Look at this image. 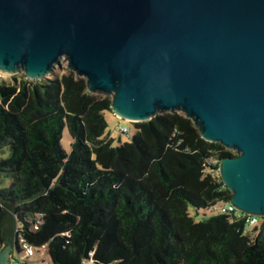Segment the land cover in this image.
<instances>
[{
	"label": "trees",
	"instance_id": "16d2710c",
	"mask_svg": "<svg viewBox=\"0 0 264 264\" xmlns=\"http://www.w3.org/2000/svg\"><path fill=\"white\" fill-rule=\"evenodd\" d=\"M14 79H0V182L10 179L0 186V248L21 236L46 244L51 264L89 255L94 264H264V219L248 229L227 215L191 216L190 205L229 201L218 162L234 153L184 114L132 122L131 140L114 144L104 137L111 98L84 78L53 68Z\"/></svg>",
	"mask_w": 264,
	"mask_h": 264
},
{
	"label": "water",
	"instance_id": "95a60500",
	"mask_svg": "<svg viewBox=\"0 0 264 264\" xmlns=\"http://www.w3.org/2000/svg\"><path fill=\"white\" fill-rule=\"evenodd\" d=\"M60 59L117 117L182 113L234 151L228 202L264 219V0H0V73L41 80Z\"/></svg>",
	"mask_w": 264,
	"mask_h": 264
},
{
	"label": "rangeland",
	"instance_id": "374dc122",
	"mask_svg": "<svg viewBox=\"0 0 264 264\" xmlns=\"http://www.w3.org/2000/svg\"><path fill=\"white\" fill-rule=\"evenodd\" d=\"M65 68H67V62L64 59H60L59 66L54 67V73L56 74H62L65 72ZM21 74V71L14 75H7L0 73V79H4L9 82H15L14 77H17ZM104 119L106 121V129L104 137L113 139V143L117 144L119 142H129L134 135V125L132 122L121 119L114 115L112 111H104ZM125 128L127 130V133L121 132V130ZM61 146L66 151H70V142L71 137L68 134L67 129L65 128L62 132V138H61ZM234 153V151L230 150ZM6 155V154H5ZM2 182V181H1ZM0 182V186H8L10 183V179L4 178L3 184ZM221 205V204H218ZM189 212L192 217H194L195 221H202L208 218H211L213 216L218 215L217 211L212 210V207H207L204 209L196 210L191 205L189 206ZM253 227H250L249 229H252ZM35 257L28 259V264H33ZM17 261L12 259L10 260L9 264H17Z\"/></svg>",
	"mask_w": 264,
	"mask_h": 264
},
{
	"label": "built area",
	"instance_id": "2783aa9c",
	"mask_svg": "<svg viewBox=\"0 0 264 264\" xmlns=\"http://www.w3.org/2000/svg\"><path fill=\"white\" fill-rule=\"evenodd\" d=\"M121 132L127 133V130L123 128ZM212 210L217 211L218 214L229 216L231 221L242 222L244 226H247L248 229L250 227L259 226L263 221V219L258 216L247 214L236 209L229 202H226L222 205H215L212 207ZM40 223V218H36L35 223H32L33 229L38 228ZM14 246L16 248V252L13 254V259L17 261V264H28V259L33 257H35L33 264H51V258L48 254L46 244L34 247L20 236L18 239V247L16 245ZM81 264H94L92 255H89L88 258H84Z\"/></svg>",
	"mask_w": 264,
	"mask_h": 264
},
{
	"label": "flooded vegetation",
	"instance_id": "af4514ba",
	"mask_svg": "<svg viewBox=\"0 0 264 264\" xmlns=\"http://www.w3.org/2000/svg\"><path fill=\"white\" fill-rule=\"evenodd\" d=\"M15 245V243H13ZM13 257V256H12Z\"/></svg>",
	"mask_w": 264,
	"mask_h": 264
}]
</instances>
